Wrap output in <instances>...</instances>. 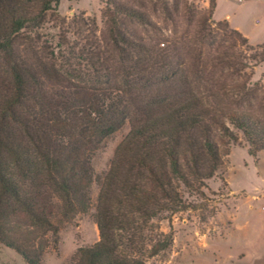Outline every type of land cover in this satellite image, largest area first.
<instances>
[{"label":"trees","instance_id":"trees-1","mask_svg":"<svg viewBox=\"0 0 264 264\" xmlns=\"http://www.w3.org/2000/svg\"><path fill=\"white\" fill-rule=\"evenodd\" d=\"M59 2L0 0V244L39 264L43 232L58 216L86 213L96 181L99 239L79 247L69 264H147L136 255L145 222L202 194L232 146L252 156L264 150V115L198 80L221 64L245 70L264 62V41L247 44L215 18L214 2L196 17L185 0H107L102 28L80 15L53 47L41 30ZM159 10L199 24L204 38L238 39L246 49L206 62L179 41L147 40L144 30L159 28ZM211 23L221 32L213 34ZM252 90L244 94L255 98ZM126 126L96 178L93 152ZM171 240H157L150 255Z\"/></svg>","mask_w":264,"mask_h":264},{"label":"rangeland","instance_id":"rangeland-1","mask_svg":"<svg viewBox=\"0 0 264 264\" xmlns=\"http://www.w3.org/2000/svg\"><path fill=\"white\" fill-rule=\"evenodd\" d=\"M106 1L60 0L41 30L42 37L54 47L59 34L65 29L73 30L80 15L94 17L98 27L102 28L101 11ZM185 2L196 17L207 16L214 2L215 18L227 21L247 39V44L254 46L264 41V0ZM153 18L159 28L145 29L146 39L154 38L166 44L179 41V45L188 49L196 61H212L214 54L225 50L237 57L246 49L238 39L204 38L197 31L199 24L189 27L184 19L177 17L171 21L161 10ZM209 28L213 34L221 32L215 23ZM203 79L198 80L219 86L236 106L264 115V62L245 70L221 64ZM250 86L255 98L244 94ZM127 130L126 126L114 133L93 152L91 166L96 178L107 171L114 148ZM97 192L98 183L95 181L91 189V205L86 213L58 216L52 228L43 232L39 240L43 247L39 264H69L79 247L91 245L99 239L94 206ZM186 200L182 210L142 225L136 255L147 264H264V211L261 209L264 205V150L252 156L242 144L232 146L224 157L223 167L206 182L202 194ZM168 236L172 239L169 246L150 255L151 245ZM0 264L28 263L15 250L0 244Z\"/></svg>","mask_w":264,"mask_h":264},{"label":"built area","instance_id":"built-area-1","mask_svg":"<svg viewBox=\"0 0 264 264\" xmlns=\"http://www.w3.org/2000/svg\"><path fill=\"white\" fill-rule=\"evenodd\" d=\"M234 1H242V0H234ZM261 208L264 209V206H262Z\"/></svg>","mask_w":264,"mask_h":264},{"label":"crops","instance_id":"crops-1","mask_svg":"<svg viewBox=\"0 0 264 264\" xmlns=\"http://www.w3.org/2000/svg\"><path fill=\"white\" fill-rule=\"evenodd\" d=\"M264 206V205H263ZM262 209V208H261ZM264 211V209H262Z\"/></svg>","mask_w":264,"mask_h":264}]
</instances>
